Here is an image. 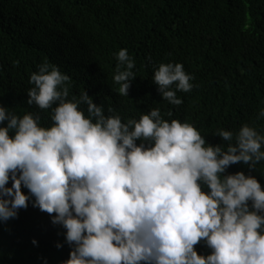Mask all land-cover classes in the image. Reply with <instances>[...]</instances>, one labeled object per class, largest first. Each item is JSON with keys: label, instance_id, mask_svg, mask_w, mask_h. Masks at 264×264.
<instances>
[{"label": "clouds", "instance_id": "9594fccd", "mask_svg": "<svg viewBox=\"0 0 264 264\" xmlns=\"http://www.w3.org/2000/svg\"><path fill=\"white\" fill-rule=\"evenodd\" d=\"M115 58L114 91L128 97L135 61L127 49ZM37 68L25 103L40 111L20 116L0 105V223L31 201L66 230L63 264H264V188L253 175L225 174L235 164L256 171L264 132L218 129L227 143L213 146L159 107L122 119L86 90L72 95L58 66ZM193 79L180 63L153 69L152 83L173 106ZM199 243L210 254L198 255Z\"/></svg>", "mask_w": 264, "mask_h": 264}, {"label": "trees", "instance_id": "16d2710c", "mask_svg": "<svg viewBox=\"0 0 264 264\" xmlns=\"http://www.w3.org/2000/svg\"><path fill=\"white\" fill-rule=\"evenodd\" d=\"M121 49L135 61L128 97L112 80ZM45 61L71 78L72 95L86 90L122 119L159 107L213 146L227 143L214 135L218 129L235 133L248 124L264 132V118L257 119L264 109V0H0V105L20 116L39 112L25 101L29 77ZM168 62L194 77L190 92H177L179 106L163 101L152 83L153 69ZM47 116L41 112L42 123H50ZM237 172L264 188V162L256 171L235 164L225 174ZM65 231L30 201L0 223V264H63L71 251ZM194 248L210 254L203 243Z\"/></svg>", "mask_w": 264, "mask_h": 264}]
</instances>
